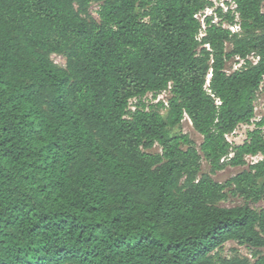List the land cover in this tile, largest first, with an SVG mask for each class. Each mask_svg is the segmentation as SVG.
Instances as JSON below:
<instances>
[{
	"label": "trees",
	"instance_id": "16d2710c",
	"mask_svg": "<svg viewBox=\"0 0 264 264\" xmlns=\"http://www.w3.org/2000/svg\"><path fill=\"white\" fill-rule=\"evenodd\" d=\"M224 4L0 0V264H264V0Z\"/></svg>",
	"mask_w": 264,
	"mask_h": 264
},
{
	"label": "rangeland",
	"instance_id": "374dc122",
	"mask_svg": "<svg viewBox=\"0 0 264 264\" xmlns=\"http://www.w3.org/2000/svg\"><path fill=\"white\" fill-rule=\"evenodd\" d=\"M213 2L216 6L221 7V4L224 3V0H213ZM223 7H226V6L223 5ZM231 8H234L233 5H231ZM96 10H97V6L92 5L90 8V13L92 14L94 18H96V14H95ZM210 13L211 11L208 10L204 14H201V16H199L198 18L201 20L204 18V16L206 15L209 16ZM50 58H51V61L57 67H61V68L65 67V58L63 56L52 55ZM229 64L232 65V68L239 67V65H234L231 62ZM146 98L150 100L151 95H148ZM159 98H161V96H159ZM263 104H264V89L262 90V92H260L256 100V108L258 110V113L261 109V105ZM252 128H253L252 125L250 126L239 125L238 128L232 134L228 135V141L232 144H237V145L241 144L246 138L247 131L251 130ZM181 129L184 133H187L190 136V138L196 142V144H199L201 142V136L198 135L191 128V126L189 125L187 121L182 122ZM258 159H260V157L248 158L247 162L251 163ZM240 171H242V168H226L224 171L217 172L216 174L212 175V178L219 183H224L225 181H227L228 179H230L231 177H233ZM202 172L209 173V166L205 162L202 163ZM239 204H242V201L240 199L229 196V198L226 201L220 203V206L232 207V206L239 205ZM250 206L255 210H260L264 208V202L261 201L257 204H250ZM233 250H236L242 256L250 257V252L246 247L238 246L236 243H233V242H229L223 246L222 251L220 252L221 256L230 257L233 254Z\"/></svg>",
	"mask_w": 264,
	"mask_h": 264
},
{
	"label": "built area",
	"instance_id": "2783aa9c",
	"mask_svg": "<svg viewBox=\"0 0 264 264\" xmlns=\"http://www.w3.org/2000/svg\"><path fill=\"white\" fill-rule=\"evenodd\" d=\"M209 1H212L213 2V0H209ZM224 1H226V0H224ZM227 1H230V0H227ZM213 4H214V2H213ZM223 5H225L224 3H222L221 4V7L220 6H216L215 4H214V7H220V8H222L224 11H226L227 10V6L226 7H223ZM210 10V9H209ZM206 11H208V10H206ZM205 11V12H206ZM211 11V13H210V15L212 14V10H210ZM204 12V13H205ZM199 16H201V15H198L197 16V18L199 17ZM199 19V18H198ZM203 19H201V21H202ZM234 28H235V30H234ZM228 29L229 30H231L232 32L233 31H237L238 30V27L237 26H231V27H228ZM251 60H253V63L255 64V63H257V59H252V58H250ZM240 63H242V61L240 60ZM264 89V80H263V83H262V85H261V92H262V90ZM159 96H161V98H159ZM158 97H157V99L155 100V102H158V101H162V102H164L165 104H166V100H167V97H168V93L167 92H163V93H161L160 95H159ZM133 101H131L130 103H132ZM263 115H264V104L263 105H261V109H260V111H259V113H258V110H257V108H256V103H255V108H254V119H253V121L252 122H256V121H258V120H260L262 117H263ZM183 121H187L188 123H189V125L191 126V123L189 122V120L187 119V117H185L184 118V120ZM182 121V122H183ZM247 126H249V125H247ZM252 126H254V125H252ZM253 129V128H252ZM251 129V130H252ZM184 133V132H183ZM226 139H227V141H228V136H226ZM229 142V141H228Z\"/></svg>",
	"mask_w": 264,
	"mask_h": 264
}]
</instances>
